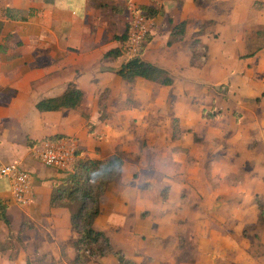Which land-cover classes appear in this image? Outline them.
<instances>
[{"label":"crops","instance_id":"obj_1","mask_svg":"<svg viewBox=\"0 0 264 264\" xmlns=\"http://www.w3.org/2000/svg\"><path fill=\"white\" fill-rule=\"evenodd\" d=\"M152 2L163 14L153 17L156 26L140 58L167 70L173 79L169 86L142 77L128 83L117 73L128 59L123 52L104 56L123 46L119 36L128 26L132 8L151 5V0H0V163H16L32 177L26 204L14 202L8 178H0V198L10 220L9 226L0 220V264H32V259L40 258L50 264H68L74 257L69 243L76 235L70 227V212L49 205L54 187L70 171L43 164L37 155L40 142L27 145V140L38 142L52 134L73 140L79 151L76 156L101 160L117 152L123 156L121 179L105 190L93 227L104 231L111 244L135 264H264L243 249L248 247L243 226L255 221L256 210L251 200L243 198V187L226 184L237 196L224 197L222 203L228 209L218 215L208 202L213 184H183L178 175L184 167L179 146L190 142L187 130L196 131L208 119L223 121L229 107L241 113V119L247 118L257 151L264 147V112L251 111L258 109L256 100L264 80L252 76L248 68L252 58L246 59L243 75L227 63L226 44L238 43L228 34L230 22L211 26L219 33L216 39L212 31L190 22L200 16L193 0ZM7 9L30 13L11 18ZM182 20H186L184 38L169 42L172 26ZM194 38L207 47V61L201 66L207 63L205 70L190 63ZM262 55L264 46L253 56L260 59ZM205 80L209 85L229 81L234 105L211 93L209 86L199 85ZM70 82L84 94L77 108L36 109L39 99L60 95ZM199 88L204 94L200 104L195 94ZM105 89L108 95L101 112L99 95ZM203 108L217 112L205 119ZM173 117L180 126L177 139L171 138ZM226 130L221 126L219 133ZM144 141L154 147L150 156L142 147ZM161 143L167 146L164 150ZM193 153L196 160L204 155ZM200 164L193 161L197 170ZM215 203L221 202L212 201V206ZM259 236L264 246V229ZM115 261L107 255L88 264Z\"/></svg>","mask_w":264,"mask_h":264},{"label":"rangeland","instance_id":"obj_2","mask_svg":"<svg viewBox=\"0 0 264 264\" xmlns=\"http://www.w3.org/2000/svg\"><path fill=\"white\" fill-rule=\"evenodd\" d=\"M158 3L159 1H157V4ZM134 5L135 4H132V6ZM149 6H153L152 0ZM197 7L199 8L200 16L205 17L200 18L199 16V19L190 22L193 23V25L197 24L200 26V30L212 31L210 29L211 26L214 25V28H216L217 22L225 26H227V22L233 24H230V28L227 27V31L229 32L230 38H232V36H234L235 39L237 38L238 43L235 44L230 42V44H226L230 53L227 63L231 65L233 71L243 75L245 70L241 71V69L245 68L244 64L246 59L252 58L251 64L248 65V68L252 70V76L257 74L259 78H261L258 81L264 80L262 79V75H264V55L260 56V59L253 56L258 49L264 46V25H258V22H264V0H200ZM214 31L215 30L212 31L213 35L217 39L219 33H215ZM223 42L225 43V39ZM218 43L220 44L221 42L218 40ZM197 51L200 53L205 52L201 47H197ZM251 52L253 53L252 57H248ZM206 57H195L193 65L201 68V70L207 68V63L204 67H201L207 61ZM200 84L202 87L209 86L208 89L211 93H214L218 97L222 95V97L226 99L227 104L231 103L232 106L234 105L232 101L236 99L234 94L230 92L231 85L229 81H225L223 84L209 85L207 80H205L199 83V85ZM261 85L263 92L256 100L258 109L254 107L251 108V111L259 114H261L262 111L264 112V82ZM202 90V88H199L195 93H198L199 104L203 100H201V98L204 96V94H201ZM228 99H230V101H227ZM105 102L106 101L102 99L100 105L103 103L105 104ZM250 102L256 104L255 100H251ZM232 110L233 112L231 113ZM103 111H105V109ZM203 111L204 113L210 112V114L217 112L206 108H203ZM226 111L228 114L226 112L223 114V121L217 118L213 120L208 119L209 117H204L209 120L208 123L205 122V124L199 126L196 131L193 129L187 130V140L190 142L186 144V147H184V145L179 146L184 167L182 169L183 171L178 173V175L181 177L183 184H213L214 190L211 192L210 198L212 197L211 199L213 202L221 203L219 205L215 203V205L212 206V201L209 200L208 202L213 208L214 213L218 215L224 214L228 209V206L222 203V199L224 197L237 196V193L232 194L228 191L226 184L243 187V198L246 199L247 202L251 200L255 204L256 209L255 221L243 226L242 234L247 239L245 246H248L243 249H246L254 259L264 263V246L259 243V234L262 229H264V182L260 180L261 176H264V147L259 150L260 153L257 151V142L254 140L253 129L249 127L246 121L247 118L241 119V113H238L235 109H231V107L227 108ZM221 116L220 114L219 117ZM89 126L90 125H88V127ZM221 126L222 129H227L223 135L222 131L219 133ZM146 145V141L142 142V147ZM159 147L164 150L167 146L161 143ZM153 148V145L144 148L147 153H149L148 156L151 154L150 149L153 150ZM193 152H197L198 155H204H202V157L198 156L197 161L194 157L195 153ZM205 152H208V156L206 157ZM227 153L229 154V156L227 155L228 157L225 156ZM205 160L207 161V165L204 164ZM193 161H196L198 164L202 163L203 166L200 164L197 170L193 165ZM226 165H228V167H226ZM201 167L203 169L202 171ZM66 170L69 171V168ZM262 180H264V178H262ZM222 187L224 189H222ZM259 202L263 205V217L261 219H258ZM196 206H199V204L197 203ZM246 212L249 218L248 210ZM249 233L251 234L250 237L248 236ZM32 262V264L51 263L49 260H44L43 258L37 260L32 259Z\"/></svg>","mask_w":264,"mask_h":264},{"label":"trees","instance_id":"obj_3","mask_svg":"<svg viewBox=\"0 0 264 264\" xmlns=\"http://www.w3.org/2000/svg\"><path fill=\"white\" fill-rule=\"evenodd\" d=\"M193 2L199 4L200 0H193ZM135 10H140L146 16L151 17L163 14L162 8L149 5H138L135 7ZM29 13L30 11L26 10H6L7 16L11 18H25L29 16ZM1 27L2 22L0 21V31ZM185 27L186 20L174 24L170 30L169 42L182 40L185 34ZM150 35V33L146 34L139 54L127 59L117 73L128 83H131L136 77H142L164 86L172 85L173 79L167 70L140 58L142 50L150 40ZM119 37L122 39V43L125 42L127 28ZM197 47H201L205 52H198ZM206 48V45L199 38L192 39L190 43L191 65H193L195 57L206 56ZM121 51L122 47L112 48L105 52L104 56H119ZM252 54L251 52L249 55ZM107 95V89L99 95L98 102L101 112L105 107L104 103L100 105L101 101L102 99L106 100ZM83 96L84 94L81 89L70 82L60 95L41 98L35 103V107L40 112L56 111L64 108L75 109L80 105ZM214 115V113L210 114V112H203L202 114L203 117H213ZM171 128V138L177 139L180 136V126L176 117L172 119ZM64 137H66L64 134H52L43 137L38 142L35 140H27V145L31 146L43 140H59ZM76 153L79 154V151L76 150ZM122 164L123 156L118 152L103 160L77 155L69 167V175L61 181L63 184L60 183L61 185L58 184L53 189L50 195L49 205L53 207H65L69 210L70 227L76 235L69 243L75 253L74 257L68 260V264H88L97 257L107 255H113L115 257L116 261L114 264H135L131 259L126 257L123 250L115 248L111 244L108 235L104 231L93 227V221L100 212V201L105 190L109 185L117 183L121 179ZM5 206V202L0 198V220L9 226L10 220L5 214ZM258 207V219H261L263 217L262 203L259 202Z\"/></svg>","mask_w":264,"mask_h":264},{"label":"built area","instance_id":"obj_4","mask_svg":"<svg viewBox=\"0 0 264 264\" xmlns=\"http://www.w3.org/2000/svg\"><path fill=\"white\" fill-rule=\"evenodd\" d=\"M154 26L153 17L132 8L127 37L122 46V52L128 59L139 54L146 34L150 33ZM40 143L37 155L47 166L66 170L76 157V147L71 139L43 140ZM2 177L8 178L10 182L11 199L14 202L26 204L30 200L32 177L28 171L16 163H0V178Z\"/></svg>","mask_w":264,"mask_h":264}]
</instances>
